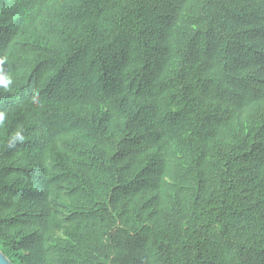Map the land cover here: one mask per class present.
<instances>
[{"label": "trees", "instance_id": "trees-1", "mask_svg": "<svg viewBox=\"0 0 264 264\" xmlns=\"http://www.w3.org/2000/svg\"><path fill=\"white\" fill-rule=\"evenodd\" d=\"M0 58L13 264H264V0H0Z\"/></svg>", "mask_w": 264, "mask_h": 264}, {"label": "clouds", "instance_id": "clouds-1", "mask_svg": "<svg viewBox=\"0 0 264 264\" xmlns=\"http://www.w3.org/2000/svg\"><path fill=\"white\" fill-rule=\"evenodd\" d=\"M5 58H0V87L4 89H10L13 84V80L11 76L5 72L4 64ZM32 102L34 104H39V93H34L32 97ZM7 119V114L5 112H0V127H2ZM25 140L24 129L22 127H18L8 138L7 147L9 149H13L17 146L18 143H23Z\"/></svg>", "mask_w": 264, "mask_h": 264}, {"label": "water", "instance_id": "water-1", "mask_svg": "<svg viewBox=\"0 0 264 264\" xmlns=\"http://www.w3.org/2000/svg\"><path fill=\"white\" fill-rule=\"evenodd\" d=\"M0 264H13L11 260L0 249Z\"/></svg>", "mask_w": 264, "mask_h": 264}]
</instances>
